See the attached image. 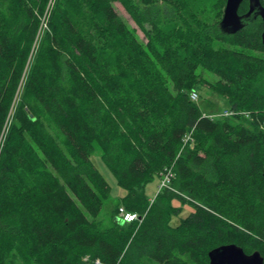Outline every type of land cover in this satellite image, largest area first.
Masks as SVG:
<instances>
[{
  "label": "trees",
  "instance_id": "obj_1",
  "mask_svg": "<svg viewBox=\"0 0 264 264\" xmlns=\"http://www.w3.org/2000/svg\"><path fill=\"white\" fill-rule=\"evenodd\" d=\"M112 1L0 0V264H209L227 243L264 264V21L226 33L225 0H117L144 42ZM199 86L233 114L207 115ZM93 143L136 219H97Z\"/></svg>",
  "mask_w": 264,
  "mask_h": 264
},
{
  "label": "rangeland",
  "instance_id": "obj_2",
  "mask_svg": "<svg viewBox=\"0 0 264 264\" xmlns=\"http://www.w3.org/2000/svg\"><path fill=\"white\" fill-rule=\"evenodd\" d=\"M114 10L116 13L124 20V22L128 25L129 28L133 29L139 39L146 41L142 31L137 27L129 13L126 11V9L122 6V4L117 1H112ZM225 5V3H224ZM224 5L222 6V12L224 9ZM222 17V15H221ZM221 19V18H220ZM202 76L205 77L204 80L214 83L217 80V76L214 75L211 72L203 71ZM207 83V82H206ZM197 91L200 95L198 99L195 101L197 102L204 110V112L209 116H221L225 117L223 115V112L225 109H228L229 106L226 102H224L221 97H219L215 92H212L208 90L205 86H199L193 89ZM233 114V111H230V114L227 116ZM101 149L96 143H93V152L91 155V159L93 161L94 166L96 169L101 173L105 181L107 182L109 186V198L108 200H105V202L102 205L101 212L98 216V220L102 221L104 225H108L112 222V220L119 217V208L118 212L115 211L116 205L123 206L119 203L122 197L125 196L126 190L120 186L117 183L116 177L112 173V171L106 166V164L101 159ZM162 183V180L158 177H155L151 182L147 183L145 186V193L149 198H152L157 193L160 185ZM189 206L183 205L181 206L182 211L178 215H173L170 220V225L174 226L176 225L181 218L185 217V215L189 212ZM118 220V219H117Z\"/></svg>",
  "mask_w": 264,
  "mask_h": 264
},
{
  "label": "water",
  "instance_id": "obj_3",
  "mask_svg": "<svg viewBox=\"0 0 264 264\" xmlns=\"http://www.w3.org/2000/svg\"><path fill=\"white\" fill-rule=\"evenodd\" d=\"M243 0H225L222 17L219 22L221 31L235 33L244 25V16H249L254 9L260 14L264 21V7L259 0H248V11L244 16L239 15L238 8ZM264 43V31L262 33ZM264 175V173H263ZM209 264H262V257L258 251L246 254L243 249L235 243L221 244L208 252Z\"/></svg>",
  "mask_w": 264,
  "mask_h": 264
},
{
  "label": "built area",
  "instance_id": "obj_4",
  "mask_svg": "<svg viewBox=\"0 0 264 264\" xmlns=\"http://www.w3.org/2000/svg\"><path fill=\"white\" fill-rule=\"evenodd\" d=\"M189 96H190V99L193 100V101H196L198 99V97H199L198 92L195 91V90H192L190 92V95ZM228 114H230V111L229 110H224L223 115L224 116H227ZM168 178H169V175H167L164 178V180H162L161 185H163L164 184V181L168 180ZM118 215H119V218H121L125 222L132 221V220H134V219H136L138 217L137 214L132 213V212H129V211H126L123 207H120L119 208ZM96 263H98V261H96Z\"/></svg>",
  "mask_w": 264,
  "mask_h": 264
},
{
  "label": "flooded vegetation",
  "instance_id": "obj_5",
  "mask_svg": "<svg viewBox=\"0 0 264 264\" xmlns=\"http://www.w3.org/2000/svg\"><path fill=\"white\" fill-rule=\"evenodd\" d=\"M244 2L247 3V10H246L245 12H241V13H239V8H238V13H239V15H241V16H244L245 13L248 11L249 2H248V0H243V1L241 2V4L244 3ZM241 4H240V5H241ZM261 5H262V4H261ZM239 7H240V6H239ZM262 7H264V5H262ZM250 16L253 17V18H255L256 16H259V17L262 19L261 15H260V14H257V9H254L253 12H252L249 16H247V17L244 16V19H246V18H248V17H250ZM262 20H263V19H262Z\"/></svg>",
  "mask_w": 264,
  "mask_h": 264
}]
</instances>
